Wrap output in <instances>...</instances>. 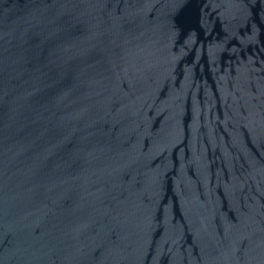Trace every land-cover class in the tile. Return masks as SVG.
Here are the masks:
<instances>
[{
	"label": "water",
	"instance_id": "1",
	"mask_svg": "<svg viewBox=\"0 0 264 264\" xmlns=\"http://www.w3.org/2000/svg\"><path fill=\"white\" fill-rule=\"evenodd\" d=\"M0 264H264V0H0Z\"/></svg>",
	"mask_w": 264,
	"mask_h": 264
}]
</instances>
